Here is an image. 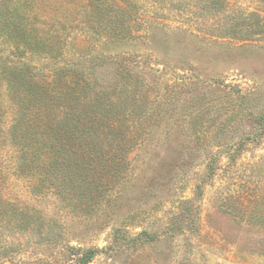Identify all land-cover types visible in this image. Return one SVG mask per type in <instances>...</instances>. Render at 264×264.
<instances>
[{"label": "rangeland", "instance_id": "obj_1", "mask_svg": "<svg viewBox=\"0 0 264 264\" xmlns=\"http://www.w3.org/2000/svg\"><path fill=\"white\" fill-rule=\"evenodd\" d=\"M27 1L63 33L50 57L83 73L73 111L133 149L97 204L95 184L40 191L35 165L15 170L0 86V264H79L69 247L99 249L87 264H264V0Z\"/></svg>", "mask_w": 264, "mask_h": 264}, {"label": "trees", "instance_id": "obj_2", "mask_svg": "<svg viewBox=\"0 0 264 264\" xmlns=\"http://www.w3.org/2000/svg\"><path fill=\"white\" fill-rule=\"evenodd\" d=\"M29 5L27 0H0V86L5 85L10 96L13 135L9 141L23 153L22 163L17 162L15 170L27 162L35 165L41 183L39 190L53 188L54 194L68 193L69 187L77 190V186L85 183L95 184L90 199L97 204L101 196L112 194L111 190L125 179L131 164L128 155L133 147L128 139L116 141V123L101 129L95 126L96 122L105 120L102 113L87 116L82 112L84 107L77 114L73 111L72 104L82 100L83 73L79 70L71 78L72 67L50 57L61 50L63 33L57 32L50 23L42 32L35 28L34 22H46L48 18L25 14L29 12ZM37 56L50 58L53 63L48 62L41 69L30 62ZM97 96H92V101ZM55 103L57 111L53 108ZM19 113L23 114L22 120ZM3 129L0 137L6 141ZM102 135L110 136L107 143ZM80 200L78 197L77 201ZM121 238L119 232L114 234L116 243ZM68 250L79 264L89 263L99 252V249L76 247Z\"/></svg>", "mask_w": 264, "mask_h": 264}]
</instances>
